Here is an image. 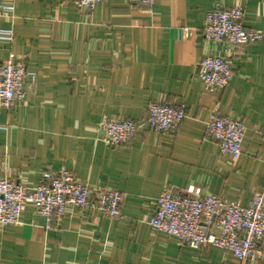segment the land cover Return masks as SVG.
Here are the masks:
<instances>
[{
  "label": "crops",
  "instance_id": "crops-1",
  "mask_svg": "<svg viewBox=\"0 0 264 264\" xmlns=\"http://www.w3.org/2000/svg\"><path fill=\"white\" fill-rule=\"evenodd\" d=\"M243 9L262 31L235 48L203 36L206 13ZM0 62L26 66L24 97L0 108V176L29 187L67 169L91 188L122 194L120 218L67 205L49 226L26 203L0 225V264H240L227 249L192 248L149 225L159 193L187 186L248 206L264 187V0H100L92 11L61 0H0ZM232 57L227 86L196 78L207 56ZM155 101L184 105L173 133L144 124ZM244 125L241 154L221 153L208 135L212 114ZM105 117L140 124L126 144L103 141ZM247 264H264V257Z\"/></svg>",
  "mask_w": 264,
  "mask_h": 264
},
{
  "label": "built area",
  "instance_id": "built-area-1",
  "mask_svg": "<svg viewBox=\"0 0 264 264\" xmlns=\"http://www.w3.org/2000/svg\"><path fill=\"white\" fill-rule=\"evenodd\" d=\"M92 11L100 0H61ZM149 6L153 0H135ZM203 36L210 41H224L235 48L259 39L262 31L243 26V9L239 6H218L206 13ZM0 33L10 34L11 30ZM230 56L202 58L197 64L196 78L209 91L224 89L233 73ZM24 61L9 57L0 62V108L10 109L24 97ZM185 117L184 105L155 101L148 105L144 124L160 133H173ZM139 123L131 118L105 117L100 123L103 141L111 146L128 143ZM206 131L218 144L221 153L238 158L244 135L242 121L232 115L212 114ZM26 203L35 207L47 226L60 219L67 205L90 209L109 218L122 216V194L110 188H91L75 178L67 169L46 170L39 183L29 187L0 176V225L14 224ZM149 225L192 248L214 245L229 250L247 264L264 257V187L256 190L248 206L225 201L214 193H203L193 185L182 192L163 189Z\"/></svg>",
  "mask_w": 264,
  "mask_h": 264
}]
</instances>
